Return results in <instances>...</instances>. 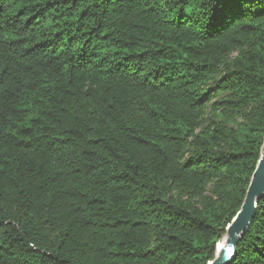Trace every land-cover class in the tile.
Returning <instances> with one entry per match:
<instances>
[{
    "label": "trees",
    "instance_id": "16d2710c",
    "mask_svg": "<svg viewBox=\"0 0 264 264\" xmlns=\"http://www.w3.org/2000/svg\"><path fill=\"white\" fill-rule=\"evenodd\" d=\"M263 144L264 0H0V264H208Z\"/></svg>",
    "mask_w": 264,
    "mask_h": 264
},
{
    "label": "water",
    "instance_id": "95a60500",
    "mask_svg": "<svg viewBox=\"0 0 264 264\" xmlns=\"http://www.w3.org/2000/svg\"><path fill=\"white\" fill-rule=\"evenodd\" d=\"M262 196H264V144L260 150V158L252 174L243 204L226 228L222 240L224 247L216 251L211 264H230L232 262L242 235L247 231L255 217L257 201Z\"/></svg>",
    "mask_w": 264,
    "mask_h": 264
},
{
    "label": "bare ground",
    "instance_id": "6f19581e",
    "mask_svg": "<svg viewBox=\"0 0 264 264\" xmlns=\"http://www.w3.org/2000/svg\"><path fill=\"white\" fill-rule=\"evenodd\" d=\"M221 244L223 245V242H221V243H219V244L217 245V249H216V251H219V250H220V247H219V246H220Z\"/></svg>",
    "mask_w": 264,
    "mask_h": 264
},
{
    "label": "snow or ice",
    "instance_id": "6c2138e0",
    "mask_svg": "<svg viewBox=\"0 0 264 264\" xmlns=\"http://www.w3.org/2000/svg\"><path fill=\"white\" fill-rule=\"evenodd\" d=\"M219 247H220V249H223L224 245L221 244ZM210 264H211V262H210Z\"/></svg>",
    "mask_w": 264,
    "mask_h": 264
}]
</instances>
